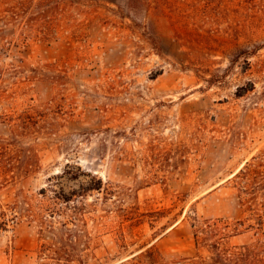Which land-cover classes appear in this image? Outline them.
<instances>
[{
	"label": "rangeland",
	"instance_id": "1",
	"mask_svg": "<svg viewBox=\"0 0 264 264\" xmlns=\"http://www.w3.org/2000/svg\"><path fill=\"white\" fill-rule=\"evenodd\" d=\"M5 68L0 113L40 127L0 147L38 156L0 171V264H196L215 218L264 240V0H0Z\"/></svg>",
	"mask_w": 264,
	"mask_h": 264
},
{
	"label": "trees",
	"instance_id": "2",
	"mask_svg": "<svg viewBox=\"0 0 264 264\" xmlns=\"http://www.w3.org/2000/svg\"><path fill=\"white\" fill-rule=\"evenodd\" d=\"M14 14V13H13ZM16 70L12 67L11 69ZM9 69L5 68L2 70L0 75V84L4 80L5 73H9ZM7 119L10 121V135L9 137L0 136V147L3 143H13L18 140L19 137H26V135L33 134L34 130H37L40 127L39 117L36 115L24 111L23 115H16L13 113H0V119ZM5 156L0 161V171L10 170L16 164L23 165L24 173L34 171L38 167V156L37 153L32 149L22 150V154L19 155L18 159L12 160V154L17 148L3 147ZM19 150V149H18ZM250 164L244 166L243 170H250ZM242 172V169L239 170ZM52 184L48 187L49 190H54ZM101 187V182L97 188ZM89 188V187H88ZM74 209H78V212H81V208L73 205ZM252 213L251 216L247 219L248 221L246 228H256L257 231L264 232V205L263 207H251L249 209ZM2 219L0 217V226H3ZM245 224L244 220H237L234 224L230 221L222 218H215L212 220L204 221V225L198 230L202 235L199 236L198 240V231L194 233L196 243L203 241L207 246L208 255L199 256V259L196 261V264H264V240L258 242L254 245H241L238 247H231L224 243L225 239L236 235L241 232V229L238 225ZM52 226V225H50ZM68 228V227H66ZM52 233L56 236L58 231L56 227L50 228ZM73 230L70 229V234ZM75 232V231H74Z\"/></svg>",
	"mask_w": 264,
	"mask_h": 264
}]
</instances>
